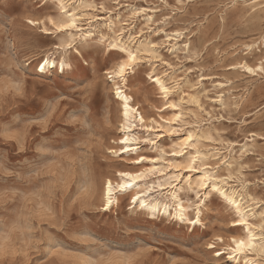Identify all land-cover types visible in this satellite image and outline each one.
Returning a JSON list of instances; mask_svg holds the SVG:
<instances>
[{
	"label": "rangeland",
	"instance_id": "obj_1",
	"mask_svg": "<svg viewBox=\"0 0 264 264\" xmlns=\"http://www.w3.org/2000/svg\"><path fill=\"white\" fill-rule=\"evenodd\" d=\"M74 1L84 3V32L52 26L50 19L61 18L57 0H0V264H236L232 238L247 231L232 223L238 216L218 194L190 188L203 174L208 185L246 198L264 245V0L255 8V0ZM142 7L153 10V21L132 16ZM70 33L78 36L67 45ZM117 35L145 50L127 78L151 120L135 127L137 153L108 151L123 135L107 73L126 56L110 47ZM47 57L69 66L38 73ZM154 75L169 80V99L152 84ZM188 134L194 146L180 152L176 144ZM196 151L203 157L193 159ZM141 156L149 160L131 162ZM133 167L152 168L136 189L140 200L152 195L171 216L135 208L125 191L105 210L99 177L117 181L118 171ZM159 185L180 188L196 223L177 220L176 201ZM250 253L264 264V251Z\"/></svg>",
	"mask_w": 264,
	"mask_h": 264
},
{
	"label": "bare ground",
	"instance_id": "obj_2",
	"mask_svg": "<svg viewBox=\"0 0 264 264\" xmlns=\"http://www.w3.org/2000/svg\"><path fill=\"white\" fill-rule=\"evenodd\" d=\"M57 1H58L59 11H60L59 13H60V17L61 18H59L58 21H55L54 19H50V23L52 24V26L56 27L58 30H64V31L77 30V32L78 31H83L84 32L86 29H83L82 30V29L79 28V26H80L79 24L83 20L82 19L83 18V15L80 14V12H81L80 9L83 8L84 3L81 2L77 6H75L76 3H75L74 0H57ZM259 1L260 0H255L254 1V3H253V4H255L253 6L254 8L256 6H258V4H256V3L259 2ZM194 4H195V2H194ZM151 11H153V10L147 9V8H144V7H142V8H135V10H132V16L134 18H136L138 16H141V15H144V14H146L148 16V13L151 12ZM151 21H153L152 20V17L151 16H148L147 22H151ZM30 22L31 23H35L33 21H30ZM114 26H115V23L113 21H111L109 23V25H108V28L115 33V31L113 29ZM77 36H78V34H76V33L75 34L70 33L69 34V40H68V44L67 45H70L71 43L75 42V39H76ZM82 36L86 38L88 36H91V34L88 35V34L82 33ZM60 47L57 46L58 49H60ZM110 47L113 48V49L122 50L126 54V56L116 65V67H115V69L113 71L107 72L108 74H112L110 79H112L111 82L114 85V89H115L114 91H115L116 100L119 102L120 107H121V109H120L121 125L120 124L119 125H120V128H121L120 129V133L123 134L122 137L119 139L120 140L119 143H117V145L119 146V148L118 149L109 148L108 151H110V153H112V154H116L119 151H121V153L122 152L123 153L129 152V151H134L135 153H137L141 149V147H140V138L135 133V127H137L138 124H140L141 126H146V124L149 121H151V120L138 107V104L136 103L134 97L128 92L129 88L127 86V78L129 76V74H131V73L134 72V66L140 60V58L138 56L139 53L141 51H145V50H141V48L133 49L130 46V44L127 46L126 43L122 42V40L120 39V37H118V35L115 36V38L113 39V42L110 43ZM186 47L189 48L190 47V44L188 43L186 45ZM61 48H63V47H61ZM248 48L250 49V47H248ZM76 52L81 56V53L78 51V49H76ZM66 66H69V64L64 59L59 60V61H56L53 58L47 57L46 60L45 61H42L40 63V65L37 67V72L38 73H45L46 74L48 69H55V70H61L62 73H64ZM243 67L248 72H250V73L256 72L252 67H250L246 63H244V66ZM260 69H261V67H260ZM151 80H152V84L154 85V87L156 88V90L159 92V94H161L163 96V99H169V97L173 94V91H174L173 90L174 89L173 87H168V81L169 80H166L164 76H160V75H154V76H152L151 77ZM120 82H121V84H119ZM168 105H169V107H173L174 106V104L172 102H168ZM47 106H49V105H47ZM195 109H196V107H195ZM199 111H200V109H199ZM106 123H107V121H106ZM128 133H132V137ZM194 138H195V135L194 134H188V135H186L185 137L181 138L178 141L179 143L176 144V147L180 148V152H182L184 149L192 148L194 146V144H193ZM41 139H43V138H41ZM74 139L76 140L75 137H74ZM123 149H125V150L122 151ZM50 153H53V151L50 152ZM37 154H38V152H37ZM41 154H43V153H41ZM54 154H56V153H54ZM195 154H196V157H193V159L203 157V155L199 151H196ZM47 155H49V153ZM65 160H66V157H65ZM144 160H149V159L141 156V157H138V158H135V159H131V162H133L134 165H138V164H141ZM65 163H66V161H65ZM69 163H71V162H69ZM228 165H230V164H228ZM191 169H192V167H191ZM151 170H152V168H149V169H146V170H142V169H136L135 167H133V168H131L129 170L118 171L117 172V175H116V177L118 178L117 181L114 180L113 176H107V177L100 176L99 177L100 178L99 179V183H98V193H99V195L102 198V202H103V206L105 207V210H110L113 206L118 205L120 200H119V197L117 196V192L119 193V191H125L126 193H129L130 194V199L133 200V203L132 204H135V208H136V206L138 207V205H140L139 206L140 208H145L147 211L145 209L144 210L148 214H150L152 216H155L156 214H160L161 210H163L164 214H170V212H169V206L167 204H163L162 202H160L157 198L153 197L152 195H149L147 197V199L140 200L141 198H145V197L144 196L142 197L140 195V193H142V192L136 191V189L141 188V186L139 184L141 182L145 181V179L148 177V174L151 173ZM41 171H42V169H41ZM48 173H50V172L48 171ZM231 175H232V173H231ZM54 178H55V176H54ZM189 180H190V178H189ZM209 180H211L210 179V175L203 174V175L195 178L194 180H190L189 181V186H190L191 189H200L202 191H205L204 192V195L206 197H208L209 194L212 193V192L218 194L219 197L221 198V200L223 202H225L227 204V206H229V207L231 206L230 208L233 211V214L235 216H238V218L236 220H233L232 223L235 224L236 226H240V227L243 226V227H245V229H246L245 231H247V235L246 236H243V237H241V236H235V237L232 238L233 245L230 248L231 253H230V257L229 258L234 263H236V264H259L253 258L248 257V254H247L248 252H251V253H259V252H263L264 251V245H262L261 243L258 242V235H256L254 233V231L252 230L253 224L249 222V218L251 216H253V215H251L249 213L251 211H253V209H251L249 206H244L243 201L246 200V198L243 197L242 195H239V193L237 194L236 191H232L231 190V191L228 192V190H225L223 187H220L217 184V182H212V183H210V185H208V181ZM76 186H77V184H76ZM163 186L164 185H159V187L162 188L161 190L162 191H164V190L166 191L167 190V194H170V196L176 201L175 202L176 203V207H175V210H174V215L176 216L177 220L179 219V221L188 222V223L191 224V222H193V219L190 218V213H189L190 206L186 205L178 197V190H180V188H177V187L175 188V186L174 187H163ZM53 190H54V188H53ZM160 195H162V193H160ZM12 196H13V193H12ZM46 197L47 196H45V198ZM249 198H251V197H249ZM139 207H138V209H139ZM197 210H198V212H197V221L198 222H201V219H200L201 210L199 208ZM55 213H56V211H55ZM256 215H257V213H256ZM170 216H171V214H170ZM218 253L220 255L221 254H225L223 252H218ZM58 258H59V256H58Z\"/></svg>",
	"mask_w": 264,
	"mask_h": 264
}]
</instances>
